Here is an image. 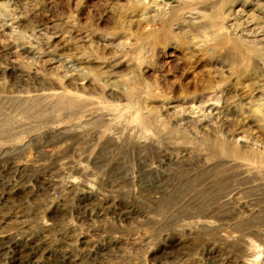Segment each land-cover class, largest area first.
Here are the masks:
<instances>
[{"label": "rangeland", "instance_id": "rangeland-1", "mask_svg": "<svg viewBox=\"0 0 264 264\" xmlns=\"http://www.w3.org/2000/svg\"><path fill=\"white\" fill-rule=\"evenodd\" d=\"M0 264H264V0H0Z\"/></svg>", "mask_w": 264, "mask_h": 264}, {"label": "bare ground", "instance_id": "bare-ground-1", "mask_svg": "<svg viewBox=\"0 0 264 264\" xmlns=\"http://www.w3.org/2000/svg\"><path fill=\"white\" fill-rule=\"evenodd\" d=\"M249 19H250V18H249ZM249 19H248V20H249ZM254 22H255V21H254ZM254 22H253V19H250V20H249V24H248V25H250V26L252 25V26H254V27H255V25H256L257 23H256V24H254ZM256 22H257V21H256ZM247 23H248V21H247ZM257 25H258V24H257ZM258 26H259V25H258ZM261 28H262V27H261ZM258 29H259V28H258ZM256 33H257V32H256ZM262 35H263V34H262ZM175 57H176V56H175ZM262 117H263V116H262Z\"/></svg>", "mask_w": 264, "mask_h": 264}]
</instances>
